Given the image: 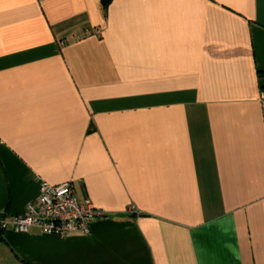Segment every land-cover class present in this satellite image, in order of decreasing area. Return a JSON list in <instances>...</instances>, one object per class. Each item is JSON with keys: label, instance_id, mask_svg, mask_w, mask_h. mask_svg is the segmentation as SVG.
Here are the masks:
<instances>
[{"label": "crops", "instance_id": "crops-1", "mask_svg": "<svg viewBox=\"0 0 264 264\" xmlns=\"http://www.w3.org/2000/svg\"><path fill=\"white\" fill-rule=\"evenodd\" d=\"M41 181L105 216L0 264H264V0H0V219Z\"/></svg>", "mask_w": 264, "mask_h": 264}, {"label": "built area", "instance_id": "built-area-1", "mask_svg": "<svg viewBox=\"0 0 264 264\" xmlns=\"http://www.w3.org/2000/svg\"><path fill=\"white\" fill-rule=\"evenodd\" d=\"M104 216V210L96 208L89 199L77 197L71 181L55 185L41 181L37 197L25 205L24 212L13 215L10 220L1 218L0 228L19 233L35 228L43 234L58 237L86 235L90 233L92 223Z\"/></svg>", "mask_w": 264, "mask_h": 264}, {"label": "trees", "instance_id": "trees-1", "mask_svg": "<svg viewBox=\"0 0 264 264\" xmlns=\"http://www.w3.org/2000/svg\"><path fill=\"white\" fill-rule=\"evenodd\" d=\"M111 0H101V4L103 7H107Z\"/></svg>", "mask_w": 264, "mask_h": 264}]
</instances>
